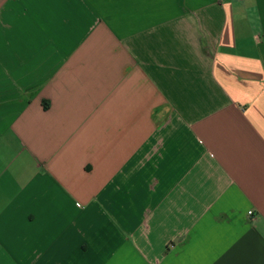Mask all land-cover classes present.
<instances>
[{
	"label": "crops",
	"instance_id": "0c3cea01",
	"mask_svg": "<svg viewBox=\"0 0 264 264\" xmlns=\"http://www.w3.org/2000/svg\"><path fill=\"white\" fill-rule=\"evenodd\" d=\"M0 264H264V0H0Z\"/></svg>",
	"mask_w": 264,
	"mask_h": 264
},
{
	"label": "built area",
	"instance_id": "2783aa9c",
	"mask_svg": "<svg viewBox=\"0 0 264 264\" xmlns=\"http://www.w3.org/2000/svg\"><path fill=\"white\" fill-rule=\"evenodd\" d=\"M248 214H252V211H251V210H249V211H248Z\"/></svg>",
	"mask_w": 264,
	"mask_h": 264
}]
</instances>
